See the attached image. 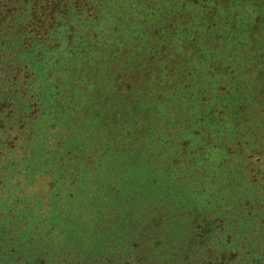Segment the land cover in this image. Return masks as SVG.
Here are the masks:
<instances>
[{
  "label": "rangeland",
  "instance_id": "1",
  "mask_svg": "<svg viewBox=\"0 0 264 264\" xmlns=\"http://www.w3.org/2000/svg\"><path fill=\"white\" fill-rule=\"evenodd\" d=\"M79 1L0 0V220L7 221V212L19 209L22 200L37 203L48 195L56 177L71 173L73 163L82 165L87 156L107 161L105 151L113 141L106 129L113 127L117 134L132 131L144 139V156L133 158L138 166L124 187L139 201L129 211L143 209L145 200L166 189L161 177L159 186L150 184L153 167L161 176L165 164L180 170L223 160L263 163L251 152L264 143L262 97L256 89L262 85L256 67L264 64V0ZM50 6L58 10L53 14ZM129 10L135 17L130 28L119 18ZM208 16L212 31L204 27ZM156 25L160 36L147 40V29ZM127 29L135 33V43L129 44L137 53L159 54L164 45L174 46L167 83L138 88L121 100L110 98L121 89L94 93L84 76L86 59ZM241 170L234 171L232 181L243 198L251 174ZM195 171L207 180L204 171ZM192 174L185 169L183 176L195 179ZM202 189L184 199L197 198L196 210L205 205ZM255 192L252 199L259 205L263 191ZM256 238L264 240V218L255 213L237 220L208 247L214 255L240 252ZM250 261L245 251L237 264Z\"/></svg>",
  "mask_w": 264,
  "mask_h": 264
},
{
  "label": "trees",
  "instance_id": "2",
  "mask_svg": "<svg viewBox=\"0 0 264 264\" xmlns=\"http://www.w3.org/2000/svg\"><path fill=\"white\" fill-rule=\"evenodd\" d=\"M143 1L155 3L157 0ZM45 2L60 3L59 0ZM51 9L53 14L58 10L54 6ZM131 10L124 11L119 17L124 18L128 28L135 19L134 10ZM170 20L172 23L173 19ZM204 27L209 31L213 29L209 16ZM158 28L156 25L147 29V40L160 36ZM129 30L114 39L106 49L86 59L90 68L87 66L88 72L84 76L87 83L94 85V93L121 89L122 93L110 97L121 100L124 94L126 97L132 95L138 88L150 90L167 83L168 64L176 58L174 46L164 45L159 54L137 53L129 44L130 41L135 43V33ZM211 43L209 40L208 44ZM184 46L185 41L181 42V51ZM259 66L256 67V78L262 85L256 89L258 96L262 97L264 115V64ZM139 97L144 100L143 96ZM262 119L264 123V116ZM106 130L111 135L109 142L113 141L110 149L105 151L107 161L98 162L94 156H87L82 165L73 163L71 173L56 177L48 195L38 198L37 203L28 198L22 200L19 209L12 208L7 212V221L0 220V264H237L245 251L251 257L249 264H264L262 238H256V243L251 240L240 252L214 255L213 249L208 247L209 241L217 242L221 233L230 230L237 220H247L255 213L264 218V161L255 160L242 166L223 160L208 167L204 163L199 167L187 164L180 170L165 164L160 167L161 176L153 167L151 182L149 177L147 180L157 187L161 177L166 189L158 196L155 194L152 201L145 200L143 209L129 211L126 208L136 207L139 201L124 187L134 177L131 170L138 166L133 158L139 153L144 156V139L136 132L131 134L132 131L117 134L116 127ZM132 136L134 140L129 142ZM117 143L119 147H114ZM260 146L251 155L264 160V143ZM185 169L192 170L191 178L195 179L184 177ZM195 169L200 173L204 171L207 180ZM239 169L247 176L251 174L243 198L232 181L234 171ZM204 180L206 182H199ZM201 186L205 205L196 210L192 207L197 198L189 203L184 199ZM255 188L263 191L259 205L252 199ZM229 241V237L224 239L226 245Z\"/></svg>",
  "mask_w": 264,
  "mask_h": 264
}]
</instances>
